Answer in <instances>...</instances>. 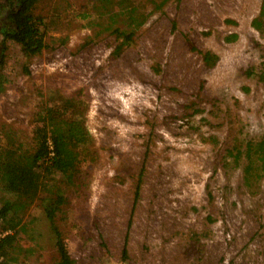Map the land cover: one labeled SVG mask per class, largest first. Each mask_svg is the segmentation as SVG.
I'll use <instances>...</instances> for the list:
<instances>
[{"label":"rangeland","instance_id":"rangeland-1","mask_svg":"<svg viewBox=\"0 0 264 264\" xmlns=\"http://www.w3.org/2000/svg\"><path fill=\"white\" fill-rule=\"evenodd\" d=\"M6 3L0 149L34 152L48 107L82 117L91 136L75 180L50 183L63 194L54 223L74 264H264L257 160L245 177L248 150L256 156L264 139V33L251 24L262 0H41L46 48L32 57L3 38ZM116 28L132 34L120 55ZM5 196L0 183V208ZM40 198L0 264H58Z\"/></svg>","mask_w":264,"mask_h":264},{"label":"trees","instance_id":"trees-1","mask_svg":"<svg viewBox=\"0 0 264 264\" xmlns=\"http://www.w3.org/2000/svg\"><path fill=\"white\" fill-rule=\"evenodd\" d=\"M41 0H6L8 7L7 25L3 30L5 41L11 40L19 44L27 57L40 54L46 48V38L42 17L35 14L37 5ZM252 27L259 33H264V0H262L259 14L252 20ZM122 38L116 46L115 54L120 55L129 44L132 34L126 35L119 28L114 31ZM204 63L208 67L217 64L218 55L206 51L202 52ZM68 107L64 108V113ZM40 122V123H39ZM35 127L36 149L32 153L22 150V146L7 143L0 149V183L5 199L0 208V258L9 256L15 249V235L19 232L22 218L21 214L27 210L38 198L48 201L45 209L57 238V247L60 255L58 264H74L60 232L54 223L57 205L63 200V194L55 190L57 176L68 182H73L79 172V165L83 160V153L88 149L90 134L82 117L74 115L73 118H61L56 115L52 107L47 108L46 118L39 121ZM253 145L252 143L250 144ZM255 154L252 156L248 150L250 160L245 171L246 179H253L252 171L255 160L260 170H264V139L255 144ZM239 157V156H238ZM254 157V158H253ZM140 185L137 186L135 199H138ZM19 227V230H17ZM12 234L8 231H13ZM6 233V234H4ZM4 234V235H2ZM128 254L127 240L122 255Z\"/></svg>","mask_w":264,"mask_h":264},{"label":"bare ground","instance_id":"bare-ground-1","mask_svg":"<svg viewBox=\"0 0 264 264\" xmlns=\"http://www.w3.org/2000/svg\"><path fill=\"white\" fill-rule=\"evenodd\" d=\"M199 16H200V18H210V16H209V10H208V8L209 7H207V4L204 2V1H202V2H200L199 3ZM213 15V14H212ZM204 21V20H203ZM110 112V111H109ZM112 112H114L113 110H112ZM118 113V112H117ZM119 115V114H118ZM118 118H122V119H125V117L124 116H122V115H119L118 116ZM121 119V120H122Z\"/></svg>","mask_w":264,"mask_h":264}]
</instances>
